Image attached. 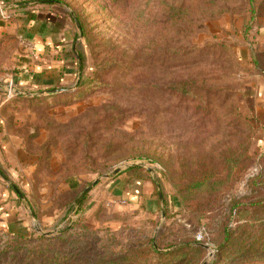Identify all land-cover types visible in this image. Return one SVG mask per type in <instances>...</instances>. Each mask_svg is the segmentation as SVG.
<instances>
[{"label": "rangeland", "instance_id": "1", "mask_svg": "<svg viewBox=\"0 0 264 264\" xmlns=\"http://www.w3.org/2000/svg\"><path fill=\"white\" fill-rule=\"evenodd\" d=\"M2 1L0 264H264V0Z\"/></svg>", "mask_w": 264, "mask_h": 264}, {"label": "crops", "instance_id": "2", "mask_svg": "<svg viewBox=\"0 0 264 264\" xmlns=\"http://www.w3.org/2000/svg\"><path fill=\"white\" fill-rule=\"evenodd\" d=\"M32 12V14H30L31 12H28L29 15L22 16V26L26 28L28 38L33 41L40 53L42 50L49 49V47L52 48L53 51L61 50L65 44V41L73 42L76 35L79 34V30L73 29L67 21L63 22L62 24H57V22L61 23V19L56 17L54 19V15L42 7H35ZM57 66L58 65L54 63L42 65L36 72L27 78L32 79L33 85L38 87L47 83H52L54 80L52 81L49 78L51 77L49 76L50 74L59 75V73H61L64 68H68L67 65H62V67ZM64 74L69 75L72 74V72H69L68 74L65 72ZM76 74H80V69H77ZM134 194L138 195L139 192L136 193L135 191Z\"/></svg>", "mask_w": 264, "mask_h": 264}, {"label": "trees", "instance_id": "3", "mask_svg": "<svg viewBox=\"0 0 264 264\" xmlns=\"http://www.w3.org/2000/svg\"><path fill=\"white\" fill-rule=\"evenodd\" d=\"M2 2H4V1H2ZM46 2L55 3V2H61V1L60 0H46ZM81 25H82V23H81ZM82 28H83V25H82ZM183 86H187V84L186 83L181 84V87H183ZM85 193L86 192H84V194H82L84 197H85ZM83 196L82 197L80 196L82 201L84 199ZM81 199H80L79 203L81 202ZM79 206H81V203L79 204ZM71 211L74 213H77V212H79V207L77 205H71L70 212ZM196 245H199V244H197L196 242H187V243H183L182 245L176 247L175 249H173L171 251H166L163 253L160 251V249H158V247L156 245H153L152 248L154 249L156 255L158 253V254H162V256L166 257L168 264H185L186 263L185 255L186 254H188L189 252L194 251V250L195 251H203L202 246H196ZM58 260H59V258L50 257L51 262H55Z\"/></svg>", "mask_w": 264, "mask_h": 264}, {"label": "built area", "instance_id": "4", "mask_svg": "<svg viewBox=\"0 0 264 264\" xmlns=\"http://www.w3.org/2000/svg\"><path fill=\"white\" fill-rule=\"evenodd\" d=\"M17 5H14V7H12V6H5V5H3L1 2H0V14H1V17L2 18H5V19H7V18H9L11 15H9V12H7L6 11V13H5V10L6 9H8V8H15ZM205 239V235H204V231L202 230V231H200L199 233H198V235L196 236V240L197 241H202V240H204Z\"/></svg>", "mask_w": 264, "mask_h": 264}, {"label": "water", "instance_id": "5", "mask_svg": "<svg viewBox=\"0 0 264 264\" xmlns=\"http://www.w3.org/2000/svg\"><path fill=\"white\" fill-rule=\"evenodd\" d=\"M75 21H76L78 27L80 28L81 26H80L79 20L76 17H75Z\"/></svg>", "mask_w": 264, "mask_h": 264}]
</instances>
